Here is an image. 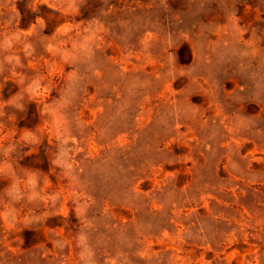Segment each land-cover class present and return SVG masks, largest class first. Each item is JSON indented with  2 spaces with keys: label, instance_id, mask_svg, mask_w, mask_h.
I'll return each mask as SVG.
<instances>
[{
  "label": "rangeland",
  "instance_id": "374dc122",
  "mask_svg": "<svg viewBox=\"0 0 264 264\" xmlns=\"http://www.w3.org/2000/svg\"><path fill=\"white\" fill-rule=\"evenodd\" d=\"M0 264H264V0H0Z\"/></svg>",
  "mask_w": 264,
  "mask_h": 264
}]
</instances>
